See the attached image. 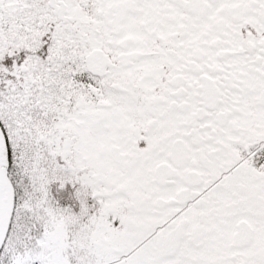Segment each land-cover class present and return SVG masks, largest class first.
Returning <instances> with one entry per match:
<instances>
[{
	"label": "snow or ice",
	"instance_id": "obj_1",
	"mask_svg": "<svg viewBox=\"0 0 264 264\" xmlns=\"http://www.w3.org/2000/svg\"><path fill=\"white\" fill-rule=\"evenodd\" d=\"M0 264H264V0H0Z\"/></svg>",
	"mask_w": 264,
	"mask_h": 264
}]
</instances>
